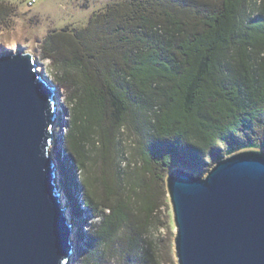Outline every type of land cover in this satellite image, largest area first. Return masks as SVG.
I'll use <instances>...</instances> for the list:
<instances>
[{"label": "trees", "instance_id": "16d2710c", "mask_svg": "<svg viewBox=\"0 0 264 264\" xmlns=\"http://www.w3.org/2000/svg\"><path fill=\"white\" fill-rule=\"evenodd\" d=\"M8 16L0 5V23ZM41 51L52 81L73 94L69 157L58 162L71 206L84 141L94 134L100 146L109 213L77 264H100L97 243L121 231L118 264H156L143 238L168 171L201 174L223 154L264 150V0L111 1L84 27L49 32ZM124 128L139 135L142 166L121 197L113 153Z\"/></svg>", "mask_w": 264, "mask_h": 264}, {"label": "water", "instance_id": "95a60500", "mask_svg": "<svg viewBox=\"0 0 264 264\" xmlns=\"http://www.w3.org/2000/svg\"><path fill=\"white\" fill-rule=\"evenodd\" d=\"M30 53L0 55V264H71V205L51 149L56 88ZM177 264H264V150L164 179Z\"/></svg>", "mask_w": 264, "mask_h": 264}, {"label": "rangeland", "instance_id": "374dc122", "mask_svg": "<svg viewBox=\"0 0 264 264\" xmlns=\"http://www.w3.org/2000/svg\"><path fill=\"white\" fill-rule=\"evenodd\" d=\"M27 1L29 0H0V5L8 8L9 11L8 18L0 23V55L17 52L30 53L38 65L37 71L43 73L56 88V121L53 125L54 140L51 154L59 168L58 162H66L69 157L62 145L73 129L75 106L71 100L72 92L69 89L60 88L52 81L50 64L48 60L42 58L41 45L49 32L82 28L92 13L103 10L108 2L117 0H44L31 7L27 5ZM88 137V141H84L85 165L84 167L77 165L74 169V187L80 191L73 193L74 198L71 199L73 205L66 212L72 223L71 241L75 252L71 257V264H77L80 251L88 245L90 236L97 234V229L101 227L104 216L109 213L101 202L105 196V187L102 184L100 146L96 135L91 134ZM117 139L113 153V169L119 173L115 194L123 197L130 195L133 185L131 181L136 177L142 163L138 155L139 135L136 131L124 128L119 132ZM227 155L229 154H223L221 158ZM216 161L205 167L199 175L204 176ZM61 178L62 175L57 171V188L61 193V199L65 200L64 204H68L70 201L67 192L63 189ZM158 186L162 192L158 196V206L145 229L144 247L151 256L150 262L177 264L173 244L175 227L165 182L160 185L158 183ZM87 193L93 196L96 205H83L82 197ZM117 195L113 197H119ZM72 208L77 210L73 212ZM124 237L125 232L121 231L110 241L100 240L97 243L96 249L99 254L104 253V256L100 257V264H118L119 260L115 257V251L120 250L124 244Z\"/></svg>", "mask_w": 264, "mask_h": 264}, {"label": "built area", "instance_id": "2783aa9c", "mask_svg": "<svg viewBox=\"0 0 264 264\" xmlns=\"http://www.w3.org/2000/svg\"><path fill=\"white\" fill-rule=\"evenodd\" d=\"M41 1H44V0H29L27 1V5L29 7L33 6L34 4H36L37 2H41Z\"/></svg>", "mask_w": 264, "mask_h": 264}]
</instances>
